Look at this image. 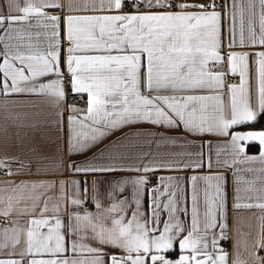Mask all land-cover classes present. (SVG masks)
<instances>
[{
	"label": "snow or ice",
	"instance_id": "obj_1",
	"mask_svg": "<svg viewBox=\"0 0 264 264\" xmlns=\"http://www.w3.org/2000/svg\"><path fill=\"white\" fill-rule=\"evenodd\" d=\"M256 2L260 7L258 30L254 11L247 28L241 11L237 28V0L225 4L219 0H7L9 13L0 10V95L49 97L57 107L66 102L68 88L81 98L86 95L85 108L74 104L67 108L70 156H87L113 130L150 124L162 131L126 136L168 140L166 133L182 129L187 134L228 137L226 147L232 158L218 162L220 167L246 161L264 163V130H234L254 124L264 114V50H247L264 49V0H250V7L254 8ZM12 40L16 43H9ZM252 57L257 65L254 90L249 83ZM228 75H238L239 84H228ZM63 111L61 107L57 113L56 123L61 127ZM253 142L261 148L259 156L245 154ZM118 143L79 163L72 160L66 169L86 178L113 171L148 173L205 166L203 153H197L200 159L195 161L125 165L115 163L116 158L110 154L105 160L110 148ZM14 162L15 158H0V171L19 175L25 166L20 163L14 172ZM207 166H213L210 157ZM57 167L64 169V161ZM159 180L163 190L147 189L151 193L149 214L142 211L146 176L117 183L107 194L112 201L108 207L99 198L97 181L92 180L94 213L83 209L89 192L87 179L83 181V193L79 180L32 182L34 190L45 184L49 188L59 186L53 214L45 217L51 199L46 197L39 218L29 219L26 229H11L17 233L13 248L20 243V233L25 237L20 259H0V264H229V254L220 246V241L228 239L223 176L189 178L190 222L180 219L181 214L189 216L183 206L181 178ZM201 181L205 182L203 188ZM127 183L135 189L131 219L125 215L128 200L116 197L117 189L123 193ZM239 183L237 177L232 208L264 209V202H242ZM246 183L251 186L254 181ZM65 185L72 186L74 193H66ZM26 186L21 181L14 189ZM260 191L264 193V189ZM161 197L166 199L162 201ZM62 203L75 206L66 222L59 215ZM10 212L11 205L0 215ZM162 213L167 214L164 220ZM24 214H28L26 209L21 210ZM6 246L0 244V249ZM257 246L264 247V236ZM85 253L87 256H83ZM15 254L10 252L9 256ZM37 255L49 258L37 259Z\"/></svg>",
	"mask_w": 264,
	"mask_h": 264
},
{
	"label": "crops",
	"instance_id": "obj_2",
	"mask_svg": "<svg viewBox=\"0 0 264 264\" xmlns=\"http://www.w3.org/2000/svg\"><path fill=\"white\" fill-rule=\"evenodd\" d=\"M226 2L227 0H219L221 4H225ZM0 10L5 15L9 13L7 0H0ZM241 11L243 12L245 28H247L249 16L253 11L255 12L253 22L258 30L260 11L258 2L255 3L254 8H251L250 0H237V28H239ZM0 35H3V32H0ZM9 43L15 44L16 41L12 40ZM2 47L3 45L0 44V48ZM236 50L239 51L240 49ZM247 50L258 51L264 49L257 47ZM256 68L255 57H252L249 61V83L253 90L256 86ZM239 82L240 78L238 75H228V84H239ZM224 99L227 101L228 96L225 95ZM73 104L77 108H85L86 100L85 102L77 100L70 88L67 89L66 102L60 107H57L49 97L24 94L0 95V158H15L16 162L13 163L12 169L14 172L19 168L20 163H23L25 166L19 175H9L8 179L0 180V211H8L9 205H11L9 215H0V244L7 245L3 249H0V259H20L19 253L25 248V237L23 233H20V243L13 248L12 242L17 233H13L11 229L13 227L18 230L26 229L29 227L27 223L29 219L39 218L38 214L43 207V201L46 197H51V199L47 201L49 210L45 213V217L50 218L53 214L52 210L57 203V196L60 195L59 186L49 188L45 184L44 187L34 190L32 182L50 181L53 179L79 180L81 181L80 190L83 193V188L85 187L83 181L87 179L89 192L83 209L94 213L97 209L91 199L92 180L97 181L99 198L102 204L108 207L112 201L107 198V194L117 183L132 180L138 176H146L148 184L142 200V211L145 214H149L151 193L147 189L155 188L149 186V179L151 177L155 178L158 183L156 187H161L163 190V185L159 180L160 177H180L185 189V202L183 206L189 210V216L186 217L181 214L180 219L190 222L191 182L189 178L193 175L215 176L220 174L223 176L221 184L227 194L228 203L226 229L228 239L220 241V246L229 254V264H264V247L257 246V242L264 236V209L252 207L234 210L232 208L237 177L240 178L239 187L241 189V196L244 198L242 200L243 203L258 204L264 202V193L260 191L264 189V171H260V169H264V163L257 160L237 163L227 168L220 167L219 163H222L225 159L231 160L232 158L229 155L230 149L226 147L228 137H218L212 134H205L203 136L187 134L182 129L166 133L170 137L168 140H162L160 136H126V133L162 131L161 128L150 124L125 126L123 129L113 130L96 147L88 151L87 156H70L68 153V116L70 113L67 108L68 105ZM61 107L64 109L62 127L56 123L58 120L57 113ZM241 126L234 130L240 132L249 131L248 129L240 128ZM115 141H119V143L110 148L109 153L105 155V160H107V156L110 154L116 158L115 163L117 164H147L150 161H195L200 159L197 153H203L205 166L195 170H158L148 173L113 171L98 173L95 176H88L86 178L80 175H73L66 169V165L72 160L79 163L94 153H98L105 146L113 145ZM202 144L204 145L203 147H201ZM249 145L258 148V150L253 153L249 152ZM249 145L246 148L245 154L247 156H259L261 148L258 142H253ZM217 152H220L219 157L217 156ZM209 157L213 165L211 168L207 166ZM240 159L243 158L241 157ZM60 161H64V169L57 167ZM21 181L26 182L27 186L22 189H14V185L19 184ZM246 181H254V184L250 186ZM200 186L203 188L205 182L201 181ZM249 187L255 190L245 191ZM124 188L123 193H120L117 189L116 197L117 199L126 198L128 200L129 207L125 215L127 219H131V213L135 210V204L132 202L135 189L131 183L125 184ZM65 191L71 195L75 189L72 186L65 185ZM38 197L39 200H37ZM249 197L251 199H248ZM165 199L166 197H161L162 201ZM62 208L63 210L59 215L66 222L68 213L74 210L75 206L62 203ZM22 209H26L28 214L21 215ZM81 214H83V211H81ZM166 218L167 214L162 213L161 220ZM16 221L18 223H14ZM4 229H9V231L5 232L3 231ZM46 230V228L42 229V231ZM216 231L218 232L219 229L217 228ZM225 241L229 244L228 246L223 245ZM10 252L16 254L9 256ZM83 256H87V254L85 253ZM35 258L46 259L49 257L37 255Z\"/></svg>",
	"mask_w": 264,
	"mask_h": 264
},
{
	"label": "trees",
	"instance_id": "obj_3",
	"mask_svg": "<svg viewBox=\"0 0 264 264\" xmlns=\"http://www.w3.org/2000/svg\"><path fill=\"white\" fill-rule=\"evenodd\" d=\"M240 128L248 129V130H264V115H261L254 124L241 126ZM248 150H249V152L253 153V152L257 151L258 148L254 147L252 145H249Z\"/></svg>",
	"mask_w": 264,
	"mask_h": 264
},
{
	"label": "built area",
	"instance_id": "obj_4",
	"mask_svg": "<svg viewBox=\"0 0 264 264\" xmlns=\"http://www.w3.org/2000/svg\"><path fill=\"white\" fill-rule=\"evenodd\" d=\"M75 98L81 102H85V100H86L85 96L83 98H81V96L75 95ZM8 178H9V174H8L7 170L0 171V180H6ZM157 185H158V183H157L156 179L151 177L149 179V186L150 187H156ZM223 245L228 246L229 244L225 241V242H223Z\"/></svg>",
	"mask_w": 264,
	"mask_h": 264
}]
</instances>
